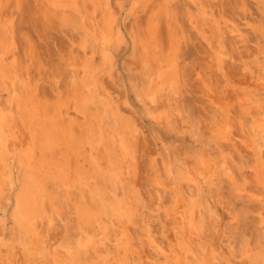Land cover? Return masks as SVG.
<instances>
[{
  "label": "rangeland",
  "instance_id": "obj_1",
  "mask_svg": "<svg viewBox=\"0 0 264 264\" xmlns=\"http://www.w3.org/2000/svg\"><path fill=\"white\" fill-rule=\"evenodd\" d=\"M0 41V127L16 139L37 95L48 117L58 105L62 126L85 138L98 126L104 140L78 145L84 184L44 181L49 217L31 231L12 216L22 168L0 171V264H176L181 205L194 214L182 234L210 264H264V147L260 159L246 149L256 109L240 99H264V0H0ZM199 154L218 168L206 180ZM119 206L133 222H117Z\"/></svg>",
  "mask_w": 264,
  "mask_h": 264
},
{
  "label": "bare ground",
  "instance_id": "obj_2",
  "mask_svg": "<svg viewBox=\"0 0 264 264\" xmlns=\"http://www.w3.org/2000/svg\"><path fill=\"white\" fill-rule=\"evenodd\" d=\"M107 38H110V36H107ZM105 39H106V37L103 38V41H105ZM146 42L148 43V41H146ZM107 43L108 42H106V43L103 42L104 47L106 49L109 48V45H107ZM0 44H1V41H0ZM262 55H263V59H262L263 63L262 64H264V51H263ZM167 61L169 63L168 66L171 67L170 72H169V74H171L173 72V68H174L173 64H172V59L171 58L169 60L167 59ZM1 64L2 63L0 60V68H2ZM172 75L171 76L168 75L169 81H172V79H173ZM262 80H263L262 83H264V75H263ZM85 87L82 88L81 93L79 92L80 93L79 97L80 98L82 97L83 99H81V100L84 102L92 103V102H89L92 100H88V98L90 97V95H91V97H92V94L94 95V88L93 89L92 88L86 89ZM150 96L151 95L148 94L149 100L151 99V102H154L153 98H150ZM36 97H37V95H35L33 100L32 99L29 100L28 104L26 103L27 105L19 113V117H20V120L22 121V125L24 126V130H23V132L21 130L18 133V135L16 136V139L14 136H10L9 132H7L4 127H0V135H2V137L0 136V138H1V140H0V171L7 165H9V167L11 168V165H13L16 161H17L18 165L23 170V183H22L21 188L18 190L17 195L14 197L15 198V202H14L15 205H14V212H13L12 216L14 217V220L16 222L21 224L22 227L28 231L35 229V227H33V224H34V221L36 218H40L41 220H44L46 215H47V212H46L47 209H46V206L44 203L47 200L46 187H45L44 181H46V182L51 181V183H53V184L61 183L62 186H64L66 189H68V188L71 189L70 187L74 186L75 184H82V183L84 184V182L88 176V172H87V170H85L86 169L85 164L81 163V161L78 159L80 156V155H78V152H77L79 149L78 145H79V143L82 144L81 146H84L85 144L90 145V146L93 145V147L95 149H97V147L102 146L103 141H104V140H102V137L99 133L100 129L98 126L97 127L94 126L93 128H91L90 134L88 133V130L86 131L88 134L87 138H85V135L83 133H81V134L77 133L76 134L74 132V125L70 121L68 122V126H67V124L65 126H62L63 115H66V113H64L63 109L61 107H58V105L56 107H54V111H53L54 115L52 117H48L49 114L47 112L46 107H44L43 104H40V102L38 101V98H36ZM240 99H241L242 105L244 102H249V106L245 105L246 107L244 108V110L246 111V113L248 115L251 114V110L253 109V107L256 109V112L254 113V115L251 116L253 120L251 121V124L248 126V129L245 131V137L247 138V144L245 147H246V149H250L256 155V158L260 159L261 158L260 155L262 153L261 146L264 147V99L260 100V98H258V96H252L250 94L244 95V97H242V98L240 97ZM244 104H246V103H244ZM65 121H66V119H65ZM119 133H117L118 134V136L116 138L117 141L115 140V142H117L116 144H118L117 146H119L116 149H118V151L121 152V153L120 152L119 153L122 155V157H125L128 154H130L131 148H130V144H129L128 139L124 138V136H122ZM24 134H26L27 137H24ZM108 135H110V134H108ZM125 135H127V134H125ZM114 137H115V135H114ZM94 144L96 147L94 146ZM105 147H106V144H105ZM113 147H115V146H113ZM62 148L65 149V153H62ZM94 148H91V149H94ZM103 150H104V148H103ZM116 153H118V152H116ZM87 159L89 161V157ZM127 160H128V158H127ZM84 161L87 162L86 159H84ZM197 161H198V165L200 168V172H199V175H196V178H197V176H199L201 180L207 179V176L210 174L211 169H213V170L218 169V168L213 167V165L208 163V161L204 160L203 156L201 154L197 155ZM88 163L90 165L92 162H88ZM128 165H129V163H128ZM123 168H122V170H123ZM127 169L128 168H126V170ZM209 180H210V177H209ZM191 181H194V180L191 179ZM198 184H200V182ZM88 192H89V189H88ZM66 193H67V191H66ZM0 194H1V191H0ZM263 200H264V197H263ZM167 205L163 204L162 205L163 209L168 208ZM174 209H175L174 211H176L175 214L178 215L182 220L181 224H180L182 229L180 227L181 231H180L179 236H180V239L183 243L181 244V246L179 245L180 251L178 250L179 248L177 249L178 255H180L181 257L184 256V258L178 257L175 263L176 264H182L183 261H185V263H186V259L189 258V256H190L192 259V263L194 262V264H210L211 259H213L212 256L209 255L208 252H203L201 254L196 253L194 251L193 247L190 246V241L187 238L185 239L187 234L183 235L184 234L183 231H186V229L190 226V222H192V215H194V214L190 211L188 215H190L191 219L187 220L184 217L185 210H183L182 205L179 207H175ZM164 211H165V213L167 212L166 210H164ZM85 215L87 216V214H85ZM114 216L116 217V220H117V222H119V224L130 223V222H133L132 220H134L131 218V215L128 213V211L121 206H119L115 209ZM185 220H187L186 226L184 223ZM192 224H193V222H192ZM122 234L123 233H120V236L118 237V240L116 243L117 244L116 245L117 251L119 248H122V246L124 244V242L122 240H120ZM178 234H177V236H178ZM146 236L148 239V243L150 244V247L155 248L157 250L158 254H161L164 258H166V255L164 254V251L162 250V248H159L158 246H156L154 244V240H153L152 236L150 235L149 231H147ZM124 237H125V235H124ZM106 238H108V237H106ZM129 238H130V236L127 234L125 237V242H126L125 244H128V242H130ZM93 246H94V244H93ZM130 247H132V245ZM118 253L119 252H117L116 254H118ZM124 255H126L125 251H124ZM209 259H210V261L208 262ZM138 260H139V258H138ZM104 261L105 262L102 264L107 263V260H104ZM188 261H189V259H188ZM116 262H118V261H116ZM123 263L124 262L120 261V263H118V264H123ZM128 263H131V261ZM140 263H142V262H140ZM133 264H137V263H133ZM150 264H152V263H150Z\"/></svg>",
  "mask_w": 264,
  "mask_h": 264
}]
</instances>
